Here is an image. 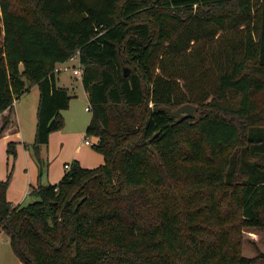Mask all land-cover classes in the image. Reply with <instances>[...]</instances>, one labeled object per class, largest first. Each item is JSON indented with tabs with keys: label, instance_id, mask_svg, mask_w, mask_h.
Listing matches in <instances>:
<instances>
[{
	"label": "trees",
	"instance_id": "16d2710c",
	"mask_svg": "<svg viewBox=\"0 0 264 264\" xmlns=\"http://www.w3.org/2000/svg\"><path fill=\"white\" fill-rule=\"evenodd\" d=\"M76 53L103 163L73 159L22 205L9 169L0 229L20 264H253L237 233L264 229V0H0V114L37 86V155ZM187 102L194 117L165 108Z\"/></svg>",
	"mask_w": 264,
	"mask_h": 264
},
{
	"label": "rangeland",
	"instance_id": "374dc122",
	"mask_svg": "<svg viewBox=\"0 0 264 264\" xmlns=\"http://www.w3.org/2000/svg\"><path fill=\"white\" fill-rule=\"evenodd\" d=\"M67 65L77 66V60H66ZM128 68V67H127ZM71 77V78H70ZM77 80L72 71L60 72L55 75V82L57 85H68L71 81L73 83ZM73 92V93H72ZM75 92V93H74ZM71 98L69 100V105L67 108L60 111V115L63 118L64 124L61 128L51 132L50 136L55 132H66L68 133L67 141H58L56 139L57 134H53L51 139L49 137L46 144L39 146V155L35 152V147L33 145L35 136V127L33 125V120H36V110L38 105L39 92L37 86L30 87L26 92H24L16 100L14 107L18 112L20 128L23 130V136L30 150V155L34 159L37 165L38 178H40V171L44 174L47 169V159L50 156V163L59 158L60 160H73L74 150H77L82 156L88 157L90 164L89 167L98 165L99 162L94 158L102 157L99 153L94 150L92 144H86L85 139L90 140L92 143L95 142V137L86 134L85 129L88 121L91 117V111L85 109L89 106L88 98L84 92V89L79 85L74 91L71 89ZM34 110V111H33ZM35 116V119H34ZM2 118H0V123H2ZM50 141V142H49ZM51 148V149H50ZM50 149V150H49ZM10 155V154H9ZM12 160L15 158L13 156ZM16 157V156H15ZM97 162V163H96ZM41 168V169H40ZM52 175H55L52 172ZM43 183L46 182L44 176H42ZM35 196L26 195L24 199V204L32 201ZM238 237H241L240 251L243 255L248 257H256V261L253 264H264V229L260 227H240L237 233ZM0 264H19V259L14 254L9 244L8 235L0 229Z\"/></svg>",
	"mask_w": 264,
	"mask_h": 264
},
{
	"label": "crops",
	"instance_id": "0c3cea01",
	"mask_svg": "<svg viewBox=\"0 0 264 264\" xmlns=\"http://www.w3.org/2000/svg\"><path fill=\"white\" fill-rule=\"evenodd\" d=\"M67 84L68 85L66 86L65 85L62 86H65L68 89L69 94H71V89L72 91H74V89L79 85L83 88L81 82L78 80H75L73 83H71L70 81ZM84 92L86 94L85 90ZM17 101L18 100L15 99L12 107L6 109L0 114V118L8 117L10 120L8 126L0 134V180L5 179L9 169H11V176L7 188V200H9L12 205L24 204L23 201L26 195H30L32 189L36 188L39 184L46 185L48 183L51 184L57 183L66 171L64 164L66 163L70 164L72 161V160L64 161L57 158L52 163H50L51 158L49 156V159H47L46 173L44 174L42 171H40V178H38L39 174L37 172L38 171L37 165L34 159L32 158V156L30 155V150L28 146H26L23 136L24 133L19 125L20 121H19L18 112L16 111V107H14ZM35 124H36V120L35 121L33 120V125L35 126ZM53 134H57L56 139L58 141H62V140L67 141L68 139V133L66 132L61 131V132H55ZM51 136L49 135L50 139ZM9 141H15L16 143L15 145L16 157L14 161L12 160L11 155H9L6 151L7 143ZM73 155L74 157H76L73 159H77L82 166L84 167L90 166V164H88L89 159L85 155L82 156L77 152V150H74ZM100 155L102 156V154ZM94 158L96 159L97 162H99L98 165L103 163V156L100 157L97 155L96 157L95 155ZM52 172H54L55 175H52ZM42 176H44V178L46 179L45 183H43Z\"/></svg>",
	"mask_w": 264,
	"mask_h": 264
},
{
	"label": "built area",
	"instance_id": "2783aa9c",
	"mask_svg": "<svg viewBox=\"0 0 264 264\" xmlns=\"http://www.w3.org/2000/svg\"><path fill=\"white\" fill-rule=\"evenodd\" d=\"M68 60H77V66H70V65H67L66 61L65 62H59L55 65L54 67V72L57 74V73H60V72H67V71H72V74L73 76L81 82L82 80V65L79 63V60H78V53L72 55ZM85 109L87 111H91V108L90 106H86ZM85 143L86 144H93L90 140L88 139H85ZM64 167L65 169H69L70 168V164L66 163L64 164Z\"/></svg>",
	"mask_w": 264,
	"mask_h": 264
},
{
	"label": "water",
	"instance_id": "95a60500",
	"mask_svg": "<svg viewBox=\"0 0 264 264\" xmlns=\"http://www.w3.org/2000/svg\"><path fill=\"white\" fill-rule=\"evenodd\" d=\"M129 72V68H124L123 70V75L127 76ZM167 112L174 117H179L182 114H185L189 117H194L195 116V112L197 110V107L189 102L187 103H183L181 105H179L178 107H176L175 109H171L170 107L166 106L165 107ZM150 149L153 150L152 146H150Z\"/></svg>",
	"mask_w": 264,
	"mask_h": 264
}]
</instances>
